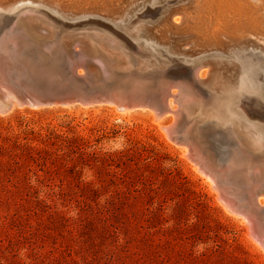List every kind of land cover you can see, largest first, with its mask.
I'll return each instance as SVG.
<instances>
[{
    "label": "rangeland",
    "instance_id": "374dc122",
    "mask_svg": "<svg viewBox=\"0 0 264 264\" xmlns=\"http://www.w3.org/2000/svg\"><path fill=\"white\" fill-rule=\"evenodd\" d=\"M172 118L108 102L0 109V264H264L247 222L167 136ZM225 142L202 145L220 163Z\"/></svg>",
    "mask_w": 264,
    "mask_h": 264
},
{
    "label": "water",
    "instance_id": "95a60500",
    "mask_svg": "<svg viewBox=\"0 0 264 264\" xmlns=\"http://www.w3.org/2000/svg\"><path fill=\"white\" fill-rule=\"evenodd\" d=\"M135 1L129 9V3H119L110 13L95 9L57 14L39 4L25 11L0 9V82L29 106L110 101L156 108L165 106L177 88L172 97L178 104V119L169 128L170 134L186 141L203 170L224 187L227 202L248 216L254 233L264 242V205L257 204L252 195L250 206L242 197L254 191L264 193V163L254 161L263 156L264 144L247 142L237 120L231 121L223 113L227 105L229 114L264 129V53L260 44L247 38L243 45L230 46L223 38L226 44L222 47L202 49L190 44L183 48L179 38L186 33V25L174 23L171 17L187 1ZM161 18L169 22L167 39L158 37L155 30ZM242 59L252 63L254 70L259 65L263 68L262 74L258 70L252 74L258 94L243 90L242 100H237L241 76L235 67H241ZM199 62L208 65L205 77L196 76L188 67ZM192 111H198L190 120L194 123L184 127L183 117ZM216 134L224 142L222 135L229 138L220 163L202 145Z\"/></svg>",
    "mask_w": 264,
    "mask_h": 264
},
{
    "label": "bare ground",
    "instance_id": "6f19581e",
    "mask_svg": "<svg viewBox=\"0 0 264 264\" xmlns=\"http://www.w3.org/2000/svg\"><path fill=\"white\" fill-rule=\"evenodd\" d=\"M122 2H125L126 5L129 3L127 5L128 9L129 7L133 6L130 0L127 1L126 0H0V9L13 10L16 8H20V9L22 8L21 11H25V9H28L29 4L34 3L37 5L39 4L41 6H44L46 9H51V11H54L57 14L66 13V10H74L76 12H81V11L93 12L95 9H99L100 12L110 13L116 8V5ZM177 13L178 14L181 13L183 17L176 16L174 17L173 21H176L177 24L183 22L186 25V33L185 34L183 33L184 35L183 34L180 35L179 39H182L181 41H183V43L185 42L184 44L186 45L194 44L196 46H201L202 49H205L210 46L213 47L224 46L226 42H223L224 41L223 38L227 40V43L230 46H235L238 44L243 45L248 41V39L247 40L244 39L246 36H248L246 35L247 32L250 34L252 33L251 36H249L251 38L253 34L254 36L261 34V37H262V33L264 34V1L262 0H189L187 1L186 5L181 7L179 11L174 14ZM155 27H156L155 30L159 35L158 37H160L161 39H167L166 37L169 34V30H170L168 20L162 19L158 21ZM244 32H246L245 33L246 36L243 34ZM240 34H243V36L245 37L244 38L241 37ZM255 38L258 41L260 37L257 38L256 36ZM254 42L258 44L256 41ZM177 43L182 44L180 43L179 40L177 41ZM262 47L264 48V44L259 45V49H261V51L264 53ZM236 58H238V55H236ZM239 61L241 67L240 66L235 67L238 68L236 72L241 76V79L239 80V84H238V93L236 95V98L237 100H242L241 93H245L243 90L248 91V93L257 92L256 91L257 83L254 82L252 74H254L256 70H258L259 75L262 74L261 70L263 67L259 65L254 70L253 69L254 66L252 65V63L248 64L247 59H242ZM189 66H190L189 67L190 71H192V73H195L196 76L198 77H202L207 74L208 71L207 68L203 73H201L202 66L200 62L198 63V65L189 64ZM175 94H177L176 90H172V93L168 97H172V96L174 97ZM168 97L166 99L165 106H163L164 108L161 105L156 108L154 107H150V108L153 110L154 116L158 120L164 119V115L166 113L172 112L173 114L172 122L176 123L178 119V115L176 113V110L178 109L177 102H175L174 98L170 99ZM257 100L258 98L252 100L251 102L252 105H254L257 102ZM174 102L176 103V106H174L175 104L173 105ZM108 103H110V105L113 106L116 105V108L120 110H128L134 107H138V106H123L110 101ZM45 104L50 105L52 103H44L42 105ZM14 105L23 106L26 104H22V102L18 101V99L14 96V94L10 92V89L0 82V109H11ZM140 106L148 107L147 105H140ZM253 110L256 111L255 108H252V111ZM228 111H229L228 106L225 105L223 113L226 114V116L230 118L231 121L233 120V118L237 120L235 121L236 126L241 130V133L245 135L244 137L247 138L248 140L247 142L250 143L257 142L264 144V129H262L261 127L259 128L254 124L251 125L247 120L243 119L241 116H237L234 113L229 114ZM170 127L171 126L169 124H164L162 128H164L167 131V136H169V138H171L172 141H174L177 144L179 143V145L181 146H184V143H180L179 140L176 139V137H173L170 134L169 132ZM222 136L226 137V135H222ZM226 138L227 140H229L228 137ZM184 142L186 143V141ZM185 151H186L185 153L194 162L197 171L199 170L200 173H202L201 175H204L206 179L210 180V183L213 186V188L217 189L216 191L218 192V195L220 197L219 199L220 201L224 202L223 205H225L228 212L230 211L231 213L240 215L244 219V221L247 222L246 224H248L249 235L255 240L258 246H260L264 250V242L260 238H258L254 233V225L252 221L248 218V216L245 215L244 212H242V210H238L234 208L230 203L227 202L225 198L226 197L225 194L227 195V193L225 192V189H223L224 187L222 188V186H219V184H217L215 179L210 174H208L203 170L200 163L194 158V156L190 151V148L187 145H185ZM250 193H245L244 195H242V197L247 199L248 205L252 206L251 204L252 195L255 201L257 202V204L262 206L264 205V193L254 194L255 191L252 194ZM257 213L258 212H256L255 214Z\"/></svg>",
    "mask_w": 264,
    "mask_h": 264
}]
</instances>
